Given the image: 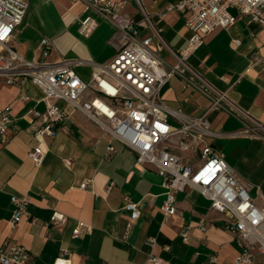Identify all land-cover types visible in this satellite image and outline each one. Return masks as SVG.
Listing matches in <instances>:
<instances>
[{
	"label": "crops",
	"instance_id": "obj_1",
	"mask_svg": "<svg viewBox=\"0 0 264 264\" xmlns=\"http://www.w3.org/2000/svg\"><path fill=\"white\" fill-rule=\"evenodd\" d=\"M140 1L162 30L167 46L173 51L184 48L191 34L185 16L165 9L178 0ZM125 13L140 19L134 0H128ZM231 14L237 17L235 24L211 32L188 64L264 126V29L234 8ZM87 17L95 26L83 35L81 22ZM113 32L109 22L80 1L28 0L11 46L25 60H41L39 44L47 38L53 49L46 62L77 61L73 70L87 82L114 56L109 43ZM236 40L238 46L233 44ZM159 56L166 65L173 64L166 49ZM160 95L172 126H178L180 119L206 115L211 134L201 139L199 148L210 145L238 178L252 184L253 202L264 207V140L239 134L244 126L238 117L220 109L208 111L209 99L179 75L170 78ZM42 100V91L31 81L7 85L0 75V107L9 106L12 116L8 139L0 140V245L8 239L24 246L34 264H53L62 250L71 264H147L151 255L169 264H223L241 251L235 234L226 227L227 218L213 211L196 189L177 192V212L165 218L160 209L162 178L154 168L138 165L133 152L63 100H56L55 106L68 114L67 119L53 138L37 139L33 131L41 120L28 111L43 113ZM35 147L45 152L39 166L28 157ZM174 150L191 165L199 162L193 163L197 159L193 149ZM87 180L90 186L82 189ZM12 196L29 200L25 215L15 225L11 224ZM125 198L139 204V217L129 229ZM54 213L64 216L62 224L50 222ZM79 221L86 228L75 238L72 231ZM183 231L187 242L182 241ZM212 256L214 263L209 262ZM255 264H264V257L257 255Z\"/></svg>",
	"mask_w": 264,
	"mask_h": 264
},
{
	"label": "built area",
	"instance_id": "obj_2",
	"mask_svg": "<svg viewBox=\"0 0 264 264\" xmlns=\"http://www.w3.org/2000/svg\"><path fill=\"white\" fill-rule=\"evenodd\" d=\"M109 22L114 32L109 40L115 53L110 62L96 69L87 82L73 70L78 64L73 60L48 63L53 46L43 38L39 44L41 60H25L11 46L14 31L22 22L28 8V0H0V75L7 85L21 86L31 81L43 93L45 111L33 109L28 113L40 119L33 131L42 141L53 138L58 125L68 114L55 106L63 100L72 110L84 114L100 127L112 140L134 153L136 163L150 166L162 178L164 201L160 207L165 218L177 212L175 194L186 189H196L209 202L213 211L223 214L226 227L235 234L241 251L230 262L223 264H255V257H264V207L257 206L249 190L251 183L238 178L224 158L208 144L199 148L201 139L210 133L206 115L180 119L178 126L168 123L169 111L160 95L162 87L174 75H179L210 101L208 109H220L238 117L243 123L239 134L264 140V126L256 122L247 112L231 103L226 92L213 88L188 64L189 57L204 43L205 38L216 29H228L237 17L231 8L264 29V0H178L166 6V11H176L185 16L190 37L184 48L171 50L140 0H134L140 14L138 21L125 13L128 0H74ZM95 26L87 17L81 22V33L88 35ZM141 30L145 33L141 35ZM235 46L239 42L233 41ZM166 49L173 64L166 65L159 53ZM12 124L11 108L0 107V140L7 141V132ZM201 142V143H200ZM174 149L186 152L193 149L196 165L187 163ZM45 152L35 147L28 153L35 166L42 163ZM90 181L81 185L87 189ZM14 211L11 224H17L25 215L28 205L26 196H12ZM123 208L130 213L131 224L139 217V204L124 199ZM64 216L54 213L50 222L62 224ZM86 225L78 222L72 231L80 236ZM205 230L203 226L200 227ZM186 231L182 241L187 242ZM154 240H150L152 243ZM166 250L169 248L166 247ZM214 256L209 258L214 263ZM0 264H34L28 250L11 240L0 245ZM53 264H71L68 253L62 250ZM147 264H169L151 255Z\"/></svg>",
	"mask_w": 264,
	"mask_h": 264
},
{
	"label": "rangeland",
	"instance_id": "obj_3",
	"mask_svg": "<svg viewBox=\"0 0 264 264\" xmlns=\"http://www.w3.org/2000/svg\"><path fill=\"white\" fill-rule=\"evenodd\" d=\"M229 12L231 13V9L229 10ZM197 161H199V158H197L193 163H196Z\"/></svg>",
	"mask_w": 264,
	"mask_h": 264
}]
</instances>
